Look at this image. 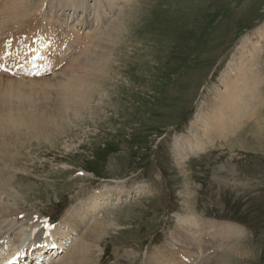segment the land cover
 Instances as JSON below:
<instances>
[{"label":"rangeland","instance_id":"rangeland-1","mask_svg":"<svg viewBox=\"0 0 264 264\" xmlns=\"http://www.w3.org/2000/svg\"><path fill=\"white\" fill-rule=\"evenodd\" d=\"M98 1L86 0L87 7L78 1L75 17L67 10L73 0H29L20 21L31 22L22 25L1 13L0 99L16 85L26 87L29 93L19 92L34 125L31 138L21 129L7 140L9 149L0 151L14 148L18 154L8 172H0V213L21 215H0V240L22 218L55 217L67 208L63 218L94 199L103 203L94 215L107 226L96 264H161L158 252L189 215L240 232H228L203 264H264V0ZM79 21L95 25L79 30ZM43 38L58 57L56 68L17 81V61ZM245 63L252 68L240 85L254 86L255 93L246 96L253 106L234 119L235 130L204 151L180 152V141L200 139L191 129L210 116L227 87L225 76ZM20 127L17 122L14 129ZM136 134L145 142L138 147L143 171L133 169L126 144ZM99 148L114 155L98 175L87 170ZM26 233L15 231L18 237Z\"/></svg>","mask_w":264,"mask_h":264},{"label":"bare ground","instance_id":"bare-ground-1","mask_svg":"<svg viewBox=\"0 0 264 264\" xmlns=\"http://www.w3.org/2000/svg\"><path fill=\"white\" fill-rule=\"evenodd\" d=\"M28 1L29 0L25 1V5L19 6V0H10L6 3V5H3V7L0 6V28H2L4 25V22L1 18L2 15L1 13H3L4 11L8 13L9 16L8 19L12 25L14 23H17L15 25H22L31 22V20L20 21V18L24 19V16L26 18L27 14L26 11L24 10V6H27ZM78 1H80L81 5L87 7L85 4L86 0H82V1L73 0L72 5L67 10L72 11L73 12L72 14L75 17L77 16L78 12H81V10H79V7L77 6L79 5ZM104 1L105 0H99L98 2L99 4H102ZM84 7L81 6L82 9ZM111 8H112L111 4L109 3V7L106 8L107 10L104 11L102 18L104 15L105 16L107 15V12L110 11ZM84 9L87 10V8ZM37 12L38 11L36 12L34 11L36 15ZM22 14L25 15L23 16ZM79 22L80 23L77 25L79 26L78 27L79 30H82L84 25L85 27H87L88 25H95L90 23V21L89 23L87 21L86 22L79 21ZM60 23L66 26L68 21L67 19L62 18L60 20ZM93 31L95 33V30ZM93 35L95 36V34ZM0 36H2L1 29H0ZM42 42H37L36 47L33 48L34 49L33 52L32 49H30L29 54H27L22 59V61L20 62L17 61L16 63L17 66L15 67V69L12 68L13 70L17 71L16 72L17 77L20 76L19 79L15 77L17 78L16 79L17 81L22 82L26 79H29L30 77L32 78L33 75L35 76L38 75L37 77H39V74H43L40 76L45 77V75H47L51 71L53 72L54 68H56L54 67L55 65L54 60L58 57L55 55L54 49H50L51 47L46 39L45 41L42 40ZM45 42L47 43L45 44ZM42 48L44 51V55L42 52ZM3 49L5 48H3L2 44H0V50L3 51ZM3 52L2 53L0 52V55H2ZM58 53L63 54L62 51H59ZM14 58L16 57L14 56ZM1 59L2 56H0V60ZM233 67H234L233 71H231L229 75L227 74L225 76L226 80L224 81V84L227 87L225 90H223L221 93L218 94L216 104L212 107V111L208 113L210 114V116L200 118L199 125L202 124L201 126H199L200 129L198 127L196 128V125H194L193 129H191L193 132L195 131L197 133V135L195 136L196 137L199 136L200 139L191 137V138H187V140L183 142L180 141L181 144L180 143L178 144L180 152L184 154H190V153L194 154L204 151L207 145L209 144V142H213L214 139L216 138L220 139V137H225L227 133H230V131L234 127L233 125L234 119H236L237 117L239 119L240 115L244 114V112H247L250 106H253L252 100L248 99L246 96L247 94L252 95L251 91L252 93H255L253 88L254 86H251V84L250 85L247 84V87L240 85V80L243 79L244 81V79L248 77L247 75L248 69H251L252 66H250L248 63H245L244 65H240V66L235 65ZM57 74L53 76H56ZM37 77L31 79V81L36 80ZM233 77L235 78V80H233ZM68 84H72L77 88H80L75 83L71 82ZM71 89L74 90V88H69L68 90ZM21 90L29 93L26 87L16 85L15 89L11 90L12 93L6 94L5 98L3 97L0 99V151H5L9 149L10 142H8L7 140H10L11 137L16 136L17 132L21 129L24 131V134L25 131H27V134H25L26 140L27 138L28 139L31 138L30 135L31 132L29 131H32L33 129L34 121L31 119L32 117L31 118L28 117L27 114L25 113L24 107L26 106V101L25 98H23L25 96H21L19 92ZM74 93L77 94L76 90H74ZM74 93H71L73 99L75 95ZM85 106H87V104H85ZM59 108L61 107L59 106ZM15 110L17 111L16 113ZM56 115H59V113L56 112ZM55 118L51 120L52 122L48 120L47 125L48 123L50 124L54 123ZM46 120L45 123H43L42 125L46 124ZM236 121H237L236 124L238 126V120ZM17 122H22L25 128L20 127L19 129H14L16 127ZM13 150L14 148H12L9 154H4L0 152V172L7 173L8 169L12 166V164L17 162L18 154L14 156L12 154ZM0 202L2 201L0 200ZM101 204L103 203L101 202L98 203L97 200L89 199L86 202H83L79 206L69 211L67 215H65L61 219V221H59L55 225L49 224L45 217L39 218L36 216L34 217L32 215L33 217H25L20 219L16 224L10 226L4 232L2 236V240H0V259L3 261L6 259L10 260L16 258L18 255H21V252H23L25 249L28 250L35 245H39V246L43 245L46 249L45 253L42 252L40 254H37L35 259H33L37 251L33 252L32 255H30L29 252H26L25 257L23 259V263L21 264H34V263L35 264H96V254L98 253L96 248H99V245H101L100 240L102 234L104 230L107 228L105 220L99 218L96 219L97 216L94 215L100 208ZM5 205L7 204H4L3 206ZM10 211L8 210L6 211L3 209V211L1 210L0 215L2 217H8V218H14L15 216L16 218H19V216L21 217V215L18 212L15 214L12 210ZM13 215L14 217H12ZM88 221L90 222L92 221L91 226L84 233L83 231ZM4 222L5 221L1 219L0 229L3 228ZM21 228H26L27 233L24 234V236L18 237L15 234V231ZM228 232L232 237H237L238 233H240L238 229L231 228L227 224L214 223L210 221L209 222L201 221L199 218H196V215H189V217H181L175 231L171 234L169 238L170 242L167 245H165L161 249V251L158 252L156 259L161 264H203L209 260V256H211L213 253H216L218 251L220 245L223 242L227 241L225 235ZM9 240L12 242L14 241V244L11 245L10 243L9 245L10 249H4L5 243L8 242ZM74 240L75 243L72 244V241ZM71 244L73 246L69 247L71 246ZM179 244H181L183 253L180 252V247L178 246ZM54 255H57V257L55 258Z\"/></svg>","mask_w":264,"mask_h":264},{"label":"trees","instance_id":"trees-1","mask_svg":"<svg viewBox=\"0 0 264 264\" xmlns=\"http://www.w3.org/2000/svg\"><path fill=\"white\" fill-rule=\"evenodd\" d=\"M126 144L128 145L130 151H131V155H130V160L132 162V167L135 170H142L145 168V165L142 164V158L138 157L139 155V151H138V147H141L145 144L144 141H142L141 137L138 136V134L134 135L133 137H131L129 140L126 141ZM98 153V157L95 158V162L91 165L92 168H88V172H93V171H99V172H95L96 174L99 175V173L101 172L102 169L105 168V165L107 163V160L109 158V156L114 155V152H107L105 149H100L97 151ZM143 171V170H142ZM160 173L163 174V171L159 168ZM167 172V170L165 171ZM164 176V174H163ZM164 178H166L164 176ZM63 212L62 210L57 211V215H60ZM56 215V216H57Z\"/></svg>","mask_w":264,"mask_h":264}]
</instances>
